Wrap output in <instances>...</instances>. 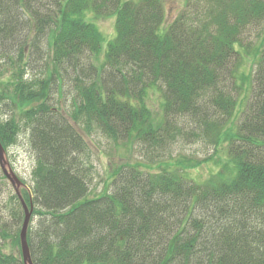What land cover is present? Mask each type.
Returning a JSON list of instances; mask_svg holds the SVG:
<instances>
[{
  "label": "trees",
  "instance_id": "16d2710c",
  "mask_svg": "<svg viewBox=\"0 0 264 264\" xmlns=\"http://www.w3.org/2000/svg\"><path fill=\"white\" fill-rule=\"evenodd\" d=\"M182 5L167 23L162 0H0V142L8 150L31 132L33 189L22 195L39 218L28 230L33 264H264V0ZM109 18L106 44L97 22ZM66 75L71 112L52 102L67 94ZM233 81L240 103L222 87ZM183 119L199 125L187 134L213 146L210 159L160 163L158 173L123 165L113 192L88 198L82 132L165 150L187 132ZM212 162L207 181L188 176ZM13 200L21 211L13 230L0 226V264H25L16 226L25 213Z\"/></svg>",
  "mask_w": 264,
  "mask_h": 264
},
{
  "label": "rangeland",
  "instance_id": "374dc122",
  "mask_svg": "<svg viewBox=\"0 0 264 264\" xmlns=\"http://www.w3.org/2000/svg\"><path fill=\"white\" fill-rule=\"evenodd\" d=\"M162 1L166 10L167 23H169L181 13L183 8L182 0ZM97 24L106 38V44L115 38L116 31L113 18L98 21ZM164 28L165 26L160 33L163 32ZM254 40V34H250L248 36V41ZM41 47L44 55L43 57L45 58L47 56L45 54L46 42L41 45ZM43 57L36 56V59L32 60V73L33 71H40L38 68L40 65H44V61H42L44 60ZM243 70H246L245 67ZM72 72V69H69L67 74H71ZM72 78V75H66L65 90L67 94H65V97L62 98L60 95H57L56 91L52 93L53 105L60 110L68 112L73 110L72 95L75 94L74 91L71 90ZM238 85H240L239 82L233 81L232 83L227 84L228 87L226 86V83L222 85V87L232 92L240 103L243 100V94L241 89L239 90ZM56 87L57 86H54V88ZM158 88L160 91L163 90L162 85ZM159 90L152 92L149 98V106L153 110L154 116L157 120L162 119L163 115V96H161ZM244 108L245 105L241 104L239 108L240 111L237 113L235 119L237 122L236 124L241 122L243 115H241L240 112L244 110ZM9 112L10 107H4L2 113L3 118L9 115ZM184 121L187 132L185 131L184 136H181L179 139L177 138L175 142L170 143L165 150L162 148L147 147L139 142L130 144L125 138L120 141H114L100 131H95L91 137H88L82 132L89 146L88 153L83 157L86 162L91 164L94 168L88 198H96L105 192H113V187H111L113 174L115 170L123 165L140 164L143 166L142 170H146L150 173H158L164 168H168L166 165L160 163H168L170 165L182 161L188 163L187 165H193L196 162L210 159L215 153L213 146L205 142L203 139L198 140L195 137L193 138L192 135L187 134L190 133V129L196 130L199 125L194 122L192 123L188 119H185ZM6 151V159L14 174L25 184V188H20V191L24 189L31 191V189H33L32 172L36 165V156L31 145L30 130H24L19 135L16 145ZM225 157L226 154L223 152L217 156L216 160L219 158L224 160ZM151 158L154 160L152 161ZM217 170H219V167H215L214 162H212L204 165L202 168H195V170L189 172L188 176L198 183H203L215 174ZM15 195L13 186L8 181L0 167V226L1 229H5L7 232L13 230V225L15 226V219L13 217L21 211L16 205V200H13V196ZM38 221L39 218H31L29 229L32 226L36 227ZM22 224L23 220L16 225L17 228L21 229ZM7 242L9 241L5 240L2 244L4 245Z\"/></svg>",
  "mask_w": 264,
  "mask_h": 264
},
{
  "label": "water",
  "instance_id": "95a60500",
  "mask_svg": "<svg viewBox=\"0 0 264 264\" xmlns=\"http://www.w3.org/2000/svg\"><path fill=\"white\" fill-rule=\"evenodd\" d=\"M0 167L7 177L8 181L11 183L13 188L15 189L17 195L20 198V201L24 207L25 219L23 223V227L20 233V241H21V251L23 255V260L25 264H33L29 243H28V229L30 225V221L33 214V206L29 208L24 201L20 188L24 186V184L20 181V179L14 174L12 168L10 167L7 159H6V150L0 142Z\"/></svg>",
  "mask_w": 264,
  "mask_h": 264
}]
</instances>
